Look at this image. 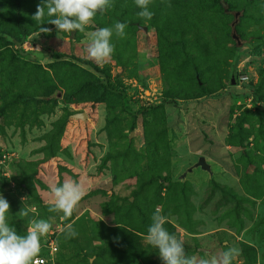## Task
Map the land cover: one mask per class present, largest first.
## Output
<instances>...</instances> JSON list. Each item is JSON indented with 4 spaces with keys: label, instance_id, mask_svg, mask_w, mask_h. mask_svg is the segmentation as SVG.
Wrapping results in <instances>:
<instances>
[{
    "label": "rangeland",
    "instance_id": "374dc122",
    "mask_svg": "<svg viewBox=\"0 0 264 264\" xmlns=\"http://www.w3.org/2000/svg\"><path fill=\"white\" fill-rule=\"evenodd\" d=\"M40 3L20 0L22 20ZM122 7L82 33L30 31L38 59L0 38L8 223L24 235L31 219L49 220L39 255L53 241L57 264H162L145 240L160 206L198 260L221 261L228 245L241 253L233 264H264V0H152L151 20L134 0ZM0 13L3 27L11 17ZM117 21L125 36L97 64L91 33ZM199 157L210 174L194 167ZM72 180L86 190L73 215L50 212L51 187Z\"/></svg>",
    "mask_w": 264,
    "mask_h": 264
},
{
    "label": "clouds",
    "instance_id": "9594fccd",
    "mask_svg": "<svg viewBox=\"0 0 264 264\" xmlns=\"http://www.w3.org/2000/svg\"><path fill=\"white\" fill-rule=\"evenodd\" d=\"M134 2L140 9L138 16L151 20L154 16V12L150 10L152 0ZM112 6L113 0H41L32 19L39 22L46 13L53 17L48 24L55 26L57 32L82 33L98 13L102 14ZM126 27L125 23L117 21L112 27H102L92 32L87 47L88 57L100 65L109 62L115 52L113 36L124 37ZM50 31L49 28L41 26V32ZM50 191L53 203L49 206V211L62 213L66 218L73 215L86 195L84 184L76 180L65 181L51 187ZM10 208V203L0 195V264H39L37 257L42 247L41 238L52 230V224L46 219L33 218L28 223L26 234H18L8 223ZM30 211L31 208L23 207L19 214L28 216ZM168 220V216L163 215L160 206H157L145 237L149 245L158 249L162 264H209L207 259L198 260L195 255L188 253L184 239L165 227ZM63 231L67 238L77 235L72 223L66 224ZM225 246L228 250L222 254V260H213L212 264H233V260L240 256L239 249ZM203 255L208 256L210 253L203 251Z\"/></svg>",
    "mask_w": 264,
    "mask_h": 264
},
{
    "label": "trees",
    "instance_id": "16d2710c",
    "mask_svg": "<svg viewBox=\"0 0 264 264\" xmlns=\"http://www.w3.org/2000/svg\"><path fill=\"white\" fill-rule=\"evenodd\" d=\"M8 1V0H7ZM130 0H118L117 3H114L113 0V6L106 12L100 14L101 20L102 22L105 21V17L107 16L108 13H113V12H118L122 7V4L128 3ZM10 2V7L8 9V7L3 4V1H0V11H2L4 13V16H9L11 17L10 19L5 17L6 22L4 21L3 24L4 26L1 27L0 25V38H4V39H8L10 40V42L12 43H16L17 46V51L23 56H25L26 54H28L30 51L25 52L21 49V45L23 44V42L26 40V38L29 36L30 31H33L34 29H41V26L43 25V27L49 28L52 25L48 24L49 22V17L47 19L46 17V21L44 19L39 21V22H35L33 19L30 20V22H27V20L25 21L24 19L22 20V11H21V6H20V0H9ZM125 9L129 10V7H125ZM132 9V7H131ZM135 9H132L131 11L133 12ZM1 14V13H0ZM127 16L130 15L129 13L126 14ZM33 24V27L32 25ZM12 29L15 30V32H17V37L16 35H10L8 34L7 29ZM200 88V87H198ZM104 90L112 92V93H117L120 96H122V93H119L116 89L111 88L107 81L105 80L104 82ZM258 100H262L264 101V97H260L258 98ZM55 262L57 263L56 259Z\"/></svg>",
    "mask_w": 264,
    "mask_h": 264
},
{
    "label": "built area",
    "instance_id": "2783aa9c",
    "mask_svg": "<svg viewBox=\"0 0 264 264\" xmlns=\"http://www.w3.org/2000/svg\"><path fill=\"white\" fill-rule=\"evenodd\" d=\"M29 37L26 38V40L23 42V44L21 45V49L25 52L31 51L32 47H31V43L30 41L28 42ZM242 80H244V78H242ZM47 253L48 255L46 257L38 255L37 260L39 262V264H57L55 262V256L57 253V246L53 241H49L47 246Z\"/></svg>",
    "mask_w": 264,
    "mask_h": 264
},
{
    "label": "water",
    "instance_id": "95a60500",
    "mask_svg": "<svg viewBox=\"0 0 264 264\" xmlns=\"http://www.w3.org/2000/svg\"><path fill=\"white\" fill-rule=\"evenodd\" d=\"M234 80H231V83L233 84ZM77 118H81L83 120H85L86 116L85 114H76L74 115ZM195 168H200L204 171H207L209 174L211 173L210 170V166L206 163L205 158L204 157H199L197 163L194 165ZM189 171H191V169H189ZM184 178V175L181 177V179Z\"/></svg>",
    "mask_w": 264,
    "mask_h": 264
},
{
    "label": "crops",
    "instance_id": "0c3cea01",
    "mask_svg": "<svg viewBox=\"0 0 264 264\" xmlns=\"http://www.w3.org/2000/svg\"><path fill=\"white\" fill-rule=\"evenodd\" d=\"M31 38L29 37V41L31 42V47H32L31 51L34 52L35 54H40L41 52L35 49V45H34L35 41H33V39L31 40ZM25 57L29 59H38L36 56H30L28 54H26ZM42 57H46V55L44 54Z\"/></svg>",
    "mask_w": 264,
    "mask_h": 264
}]
</instances>
